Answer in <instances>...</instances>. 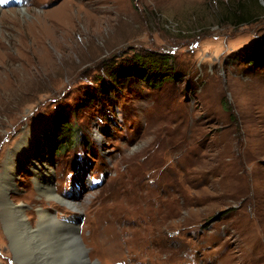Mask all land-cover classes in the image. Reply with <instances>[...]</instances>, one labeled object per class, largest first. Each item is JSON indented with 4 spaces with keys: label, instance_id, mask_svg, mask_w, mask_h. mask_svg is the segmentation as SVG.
<instances>
[{
    "label": "rangeland",
    "instance_id": "374dc122",
    "mask_svg": "<svg viewBox=\"0 0 264 264\" xmlns=\"http://www.w3.org/2000/svg\"><path fill=\"white\" fill-rule=\"evenodd\" d=\"M0 5V194L23 221H73L91 264H264V0ZM150 51L179 79L112 83ZM60 113L85 139L57 154ZM4 201L0 264H21L34 237L9 232Z\"/></svg>",
    "mask_w": 264,
    "mask_h": 264
},
{
    "label": "bare ground",
    "instance_id": "6f19581e",
    "mask_svg": "<svg viewBox=\"0 0 264 264\" xmlns=\"http://www.w3.org/2000/svg\"><path fill=\"white\" fill-rule=\"evenodd\" d=\"M19 144H22V142ZM33 149L35 150L34 144L31 146L29 145V147L26 149L25 155H32V152L34 151ZM31 150L32 152H30ZM31 159L34 163L36 157L32 155ZM13 169L15 170V167H13ZM41 173H43V171L39 170V179ZM41 182L44 183L45 180H41ZM8 183L9 182H4L0 197L5 200L4 202H1V208L5 214L6 225L9 229V232H11L13 235V232H15L16 229H19L18 232L22 235L28 234L34 237V254L27 259L18 258V261H20L21 264L92 263L87 255L86 245H84L82 237L78 234V228L72 220V222L61 221L55 217L53 213L50 212V210H45L42 208L39 212L40 219L38 225L35 228L29 222L23 221L21 218L22 208L14 205L11 202L9 198L11 186H9ZM43 192L47 197H54L57 195L55 194L54 187L50 183L44 184ZM69 204L74 205L76 208L79 207L75 204V202L70 201Z\"/></svg>",
    "mask_w": 264,
    "mask_h": 264
},
{
    "label": "trees",
    "instance_id": "16d2710c",
    "mask_svg": "<svg viewBox=\"0 0 264 264\" xmlns=\"http://www.w3.org/2000/svg\"><path fill=\"white\" fill-rule=\"evenodd\" d=\"M245 13H249L245 11ZM249 15V14H248ZM248 16H238L239 20L246 19ZM243 21V20H242ZM250 56V55H248ZM250 65L255 61L249 57ZM112 83H122L124 80L138 78L145 84L154 88H159L170 81H176L179 79V73L176 70V63L171 52H156L150 51L146 55L141 53L134 54V58L126 65L117 66L112 68L108 73ZM110 87L105 82L100 84L98 91L103 97L111 100ZM87 101L95 99L94 93L87 92ZM227 107H230L228 102H223ZM58 123L55 125L56 128V140L55 148L56 152L63 153V151L74 145L78 144L79 139L85 137L80 133L74 123H71L70 118L65 113L58 115ZM81 136V137H80ZM230 210H225L224 215L228 214Z\"/></svg>",
    "mask_w": 264,
    "mask_h": 264
}]
</instances>
